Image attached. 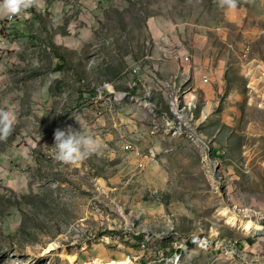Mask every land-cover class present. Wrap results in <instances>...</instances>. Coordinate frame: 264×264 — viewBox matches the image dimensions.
Listing matches in <instances>:
<instances>
[{
  "label": "rangeland",
  "instance_id": "obj_1",
  "mask_svg": "<svg viewBox=\"0 0 264 264\" xmlns=\"http://www.w3.org/2000/svg\"><path fill=\"white\" fill-rule=\"evenodd\" d=\"M7 107L0 264H264V0H0Z\"/></svg>",
  "mask_w": 264,
  "mask_h": 264
},
{
  "label": "clouds",
  "instance_id": "obj_2",
  "mask_svg": "<svg viewBox=\"0 0 264 264\" xmlns=\"http://www.w3.org/2000/svg\"><path fill=\"white\" fill-rule=\"evenodd\" d=\"M79 129L68 125L54 131L53 158L63 163H74L95 151L99 141L83 128L82 120H78ZM15 122V114L11 107L0 109V133H7Z\"/></svg>",
  "mask_w": 264,
  "mask_h": 264
},
{
  "label": "bare ground",
  "instance_id": "obj_3",
  "mask_svg": "<svg viewBox=\"0 0 264 264\" xmlns=\"http://www.w3.org/2000/svg\"><path fill=\"white\" fill-rule=\"evenodd\" d=\"M223 213L228 215V221L237 226H240L241 228H243L244 230H246L247 232L253 231L254 229H262L263 226L260 223H256L255 221L251 220V219H239L236 216L230 215V212L226 209H224L222 211ZM57 243L56 242H52L49 244L48 248L46 249V251H51L53 249H55ZM103 264H130V260L129 258H123L121 260H109L107 262H104Z\"/></svg>",
  "mask_w": 264,
  "mask_h": 264
},
{
  "label": "built area",
  "instance_id": "obj_4",
  "mask_svg": "<svg viewBox=\"0 0 264 264\" xmlns=\"http://www.w3.org/2000/svg\"><path fill=\"white\" fill-rule=\"evenodd\" d=\"M203 80L207 81L208 80V75H203ZM188 241L190 243H193L201 248L204 249H208L211 247L212 245V240L209 236L207 235H202V234H192L191 236H189ZM187 241V240H186ZM183 245H181L180 247H182ZM187 246V244H186ZM180 256L179 254L176 252L175 255L170 259L171 264H177L178 260H179Z\"/></svg>",
  "mask_w": 264,
  "mask_h": 264
},
{
  "label": "crops",
  "instance_id": "obj_5",
  "mask_svg": "<svg viewBox=\"0 0 264 264\" xmlns=\"http://www.w3.org/2000/svg\"><path fill=\"white\" fill-rule=\"evenodd\" d=\"M223 63H218L217 64V67H212V70H210V72H211V75H210V78H212V77H214V78H219V76L223 73ZM212 76V77H211ZM209 81V80H208ZM207 81V82H208ZM127 251V250H126ZM126 251H124V252H119V254H120V256L122 257V259L123 258H126V257H128L129 258V256L127 255V253H126Z\"/></svg>",
  "mask_w": 264,
  "mask_h": 264
}]
</instances>
